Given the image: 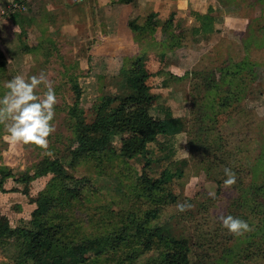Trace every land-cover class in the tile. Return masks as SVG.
Segmentation results:
<instances>
[{
    "label": "rangeland",
    "instance_id": "obj_1",
    "mask_svg": "<svg viewBox=\"0 0 264 264\" xmlns=\"http://www.w3.org/2000/svg\"><path fill=\"white\" fill-rule=\"evenodd\" d=\"M217 1L221 16L214 17L216 32L193 37L190 24L186 23L178 34L173 32L176 29L169 30L173 36L169 35L171 38L162 48L166 56L163 54L159 60L156 57L159 54L150 53L159 51L161 46L149 47L150 51L144 54L146 83L151 95L163 81L181 82L178 87L170 86L166 92L154 95L151 103L154 106L164 101L173 113L188 119L187 130L165 143L172 146L171 158L161 159L154 169L155 174L165 168L180 169L182 176L164 185L163 190L147 193L140 181L141 162L117 156L119 142L115 140L111 151L67 169L70 175L91 179L90 188L66 206L67 234L84 237L115 232L131 224L132 216L135 222H142L146 212L155 210L156 217L145 225L164 223L173 234L186 237L190 244V264H264V0ZM23 12L29 13L27 8ZM146 26L143 23L145 32ZM42 27L37 28L42 31L41 37L36 39L31 35L33 42L26 38L28 50H23L20 44L34 58L32 61L29 57V61L16 66L8 55L9 61L0 69V97L7 91L5 84L14 76L27 78L44 72L53 82L58 101L56 131L49 138L53 155H44L34 146H25L22 156L18 155L15 148L3 141L4 129L0 125V166L10 168L14 177L27 170L31 172L32 166L45 156L64 154L72 144L73 131L67 124V112L77 88L78 104L89 122L102 96L128 92L122 85L120 71L130 65V58L99 59L94 38L89 37L78 46L48 37ZM28 31L33 33L31 28ZM230 54L232 66L245 62L234 77L225 78L219 69L228 64ZM178 58L182 59V63L178 62V66L182 64L180 70L176 66ZM166 63L179 74L166 76L162 69L159 71V65L167 67ZM189 71L200 74L191 75ZM215 80L219 81L218 91L212 87ZM43 91L41 86V94ZM223 97L225 108L216 107ZM148 113L153 115L154 110L151 108ZM164 152L153 146L151 156H163L168 150ZM225 167L237 176V183L227 189L223 184L227 178ZM49 178L47 175L33 180L28 196L0 192V215H5L12 227L26 225L35 207L31 199ZM4 187L21 188V185L9 178ZM210 192H215V198ZM182 202L193 205L192 209L179 212L176 205ZM221 215L246 220L252 231L243 236L229 234L222 227ZM135 228L128 229L131 240L114 251L91 258L87 264H160L166 251L164 243L143 250ZM17 262L13 243L0 246V264Z\"/></svg>",
    "mask_w": 264,
    "mask_h": 264
},
{
    "label": "trees",
    "instance_id": "obj_2",
    "mask_svg": "<svg viewBox=\"0 0 264 264\" xmlns=\"http://www.w3.org/2000/svg\"><path fill=\"white\" fill-rule=\"evenodd\" d=\"M131 1L125 0L127 3ZM211 12L212 8H208L204 14L193 13L199 22L198 26L192 27L193 37L207 36L217 31ZM154 15L148 16L146 24L153 23ZM9 17L20 28L19 40L22 49L28 50L30 47L26 38L28 29L32 26V17L17 10L9 13ZM170 21L171 17L165 28ZM128 25L132 30H139L134 21H129ZM230 57L231 54L227 57L228 64L219 69L225 74V78L234 77L245 62L233 63L232 66ZM6 63L0 51V69ZM187 73L197 76L200 74L192 71ZM120 74L122 85L128 92L102 96L95 106V115L90 122L86 120L78 104L80 92L78 88L75 90V100L67 112V124L73 131V139L64 154L45 156L32 166L31 172L27 170L18 177H14L10 168L0 166V192H20L28 196L29 185L33 180L50 175L44 188L31 199L35 207L26 225L12 227L8 218L0 215V246L13 243L17 248L18 264H87L91 258L114 251L131 240L128 229L132 226L136 227V236L143 250L151 249L156 243H164L166 251L160 264H190V244L186 237L173 234L171 228L164 223L152 227L145 225L156 217L155 210L146 212L142 222H135L132 216L131 224L128 223L115 232L84 237L66 233L69 225L65 222L66 206L91 186L89 177H75L67 169L74 168L85 159L111 151L115 140L119 142L117 156L124 160L136 159L141 162L140 181L147 193L163 190L164 185L183 174L180 169L171 171L168 168L155 174L154 169L161 159L171 158L174 151L170 144L168 147L165 143L187 130L188 119L174 116L171 108L165 104L152 106L154 97L146 83L143 55L130 58V65L121 69ZM199 78L204 81L202 77ZM218 86L219 81L215 80L213 89L220 90ZM225 100L223 97L221 104ZM221 104L217 103L216 107L225 108ZM151 108L154 110L153 115L148 113ZM161 139L164 140L160 141ZM153 146H159L161 150L168 152L163 156H151ZM9 178L20 184L21 188L6 189L4 183Z\"/></svg>",
    "mask_w": 264,
    "mask_h": 264
},
{
    "label": "crops",
    "instance_id": "obj_3",
    "mask_svg": "<svg viewBox=\"0 0 264 264\" xmlns=\"http://www.w3.org/2000/svg\"><path fill=\"white\" fill-rule=\"evenodd\" d=\"M14 1L25 4L29 12L26 14L33 19V27H30L33 33L28 31L29 40L33 42L32 37L36 39L41 37L42 31L37 29L39 25L43 26L42 29L46 30L48 37L68 40L78 46L91 37L94 38L93 44L95 42L98 46L96 51L99 59L134 58L142 54L144 60V54L148 53L150 48L161 46L159 51L150 52L159 54L156 57L160 60L163 54L166 56V51L162 48H165L167 39L173 36V32L178 34L180 27L187 25L186 23L190 24L191 29L199 25L193 17L194 12L204 14L208 8H212L211 15L215 19L218 15L221 16L217 0H132L129 3L125 0H0V51L6 61H9V55L13 62L17 63L16 66L21 62L29 61V57L32 56L21 49L20 28L9 17L11 12L8 11V6ZM151 14H155L152 18L153 23L146 24L147 32H145L142 29L143 23H146V19ZM169 17L171 21L165 28ZM129 21H134L139 26V30H132L128 25ZM174 29L177 33L169 31ZM143 33H147V36L140 39ZM33 59L31 58L30 61ZM178 60L179 58L176 66L178 62L182 63V59ZM165 65L167 67L159 65L158 70L162 69L166 76L178 75V70L183 69L182 64L178 66L177 71L170 70L168 68L170 65L167 63ZM178 85H181V82L163 81L155 86L157 92L154 95L162 94L169 90L170 86L178 87ZM154 95L152 96L155 97ZM158 103L168 106L164 101ZM173 115L182 117L176 113Z\"/></svg>",
    "mask_w": 264,
    "mask_h": 264
},
{
    "label": "clouds",
    "instance_id": "obj_4",
    "mask_svg": "<svg viewBox=\"0 0 264 264\" xmlns=\"http://www.w3.org/2000/svg\"><path fill=\"white\" fill-rule=\"evenodd\" d=\"M44 91L41 94L40 88ZM7 91L0 97V125L3 126L2 139L10 147L17 150V154H23L25 146H34L42 150L44 155L52 156L50 150V137L56 131L55 107L57 96L53 82L41 72L25 78L24 75H16L5 84ZM224 187L231 188L237 183L236 173L224 168ZM209 195L215 198V192ZM177 210L185 212L191 210L193 205L187 202L177 203ZM222 227L229 234L243 236L252 231L250 224L239 217L221 215L219 217Z\"/></svg>",
    "mask_w": 264,
    "mask_h": 264
},
{
    "label": "built area",
    "instance_id": "obj_5",
    "mask_svg": "<svg viewBox=\"0 0 264 264\" xmlns=\"http://www.w3.org/2000/svg\"><path fill=\"white\" fill-rule=\"evenodd\" d=\"M26 9L25 4H23L20 1H14L8 6V11L9 12H14V11H20L23 12Z\"/></svg>",
    "mask_w": 264,
    "mask_h": 264
}]
</instances>
